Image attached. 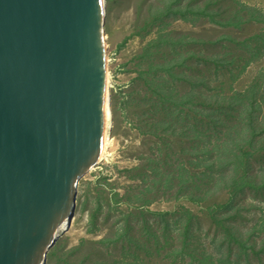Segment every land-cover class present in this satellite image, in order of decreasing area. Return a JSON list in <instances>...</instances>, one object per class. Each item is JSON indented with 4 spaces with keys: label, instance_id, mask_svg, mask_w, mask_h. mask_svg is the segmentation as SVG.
Returning <instances> with one entry per match:
<instances>
[{
    "label": "water",
    "instance_id": "obj_1",
    "mask_svg": "<svg viewBox=\"0 0 264 264\" xmlns=\"http://www.w3.org/2000/svg\"><path fill=\"white\" fill-rule=\"evenodd\" d=\"M104 24L105 0H0V264L46 263L97 163Z\"/></svg>",
    "mask_w": 264,
    "mask_h": 264
},
{
    "label": "rangeland",
    "instance_id": "obj_2",
    "mask_svg": "<svg viewBox=\"0 0 264 264\" xmlns=\"http://www.w3.org/2000/svg\"><path fill=\"white\" fill-rule=\"evenodd\" d=\"M153 1L105 0L104 29L106 75L108 76L106 90L109 97L112 96L113 104L110 109L111 119L108 129L112 138V146L109 148L106 158L104 157L96 163L79 180L70 230L66 234L60 235L49 249L46 264L112 263L121 254L122 248L118 244L114 247L111 243H103L99 240L109 236L113 237V228L127 229L128 234H131L134 229L143 232L142 227L146 222H150L157 233L170 227L172 233L175 234L182 232L179 222H184L186 218L182 212L183 208H187L192 213L190 239L194 243L208 244L209 251L214 250L211 247L217 242L220 235L218 227L220 226L217 227L212 222L210 215L213 213L209 209L207 210V206L226 202L228 194L220 189V182L223 181L224 175L230 173L231 165L223 166L218 162L219 155L203 152L209 148L205 136L198 135L193 126L188 123H183L177 128L182 130L187 126L189 130L186 131L189 132L182 133V135L192 138L195 143L197 142V146L192 149L190 139L181 138L179 145L175 140L176 137L172 140L167 138L166 141L171 142L175 155L166 160L165 170L154 175L148 169V163H145L149 157L156 155L159 151H157V140L149 133H145V123L148 117L144 106L137 101L140 96L136 91L140 86L135 85V77L139 69L138 55L144 44L152 39L158 30L157 24L152 26L147 20V5ZM231 1L216 0L211 6L212 8L218 7L220 10H225L223 7L229 11L237 10L236 5ZM239 1L264 11V0ZM221 15H225V12H221ZM220 16L219 18H221ZM167 21L169 25L165 26V29L171 35L183 34L193 39H199L198 42L191 44H207L202 46L204 53L211 52L214 48L218 50L219 45L217 44H241L237 42H241V39L246 37L248 44H255L254 39L250 38L259 34L264 26V21L258 23L252 20L244 23L240 28L218 26L205 18H200L195 25L174 18H169ZM222 35L237 40L229 42L218 39ZM193 47L201 49L198 45ZM233 49L235 52L243 53V50L241 49L239 52L235 45H233ZM222 50L226 52L227 49ZM204 67L202 66V68ZM208 68L204 70V74L205 80L210 82L209 88L218 86L220 79L225 80L227 77L225 72L215 71L213 67L211 70ZM260 69L263 70L261 90L264 92V54L259 61L252 63L246 72L234 81V87L237 90L245 88L248 82L257 76ZM187 85L186 87H188ZM140 90L142 91V89ZM139 128H142V133ZM261 154L264 155L263 151L258 150L257 154L250 157L249 162L253 170L258 169L264 159ZM143 163L145 165L138 173L125 171ZM133 174H141L146 183L150 185L153 183L154 186L152 184L150 188L156 193L158 199L143 206L140 214L129 216V211H137V207L124 203L127 200L124 191L128 189L127 186L136 183L128 177ZM166 175L167 177L164 178ZM203 176L215 179L208 190L205 193L196 192L200 194L196 202L185 197L183 195L185 192H194L195 190L192 188L188 190L186 184L191 181L200 183L199 179ZM138 183L142 186L147 185L143 181ZM146 196L154 198L148 192ZM118 198L120 202H117ZM219 216L227 220L226 223H229L236 232H240L246 237L245 231L252 229L256 218L264 217V189L259 191L250 190L248 187L241 189L219 211ZM128 234L125 235V240L128 239ZM256 235L255 231L253 236ZM166 236V238L169 237V235ZM145 238L148 240L150 234ZM168 250L169 248L163 249L162 256L154 249H151L147 254L139 251L141 253L137 256L136 249H130L121 264H187L188 259L184 260L185 256L172 258L167 254ZM137 259L140 260L137 261ZM188 264L200 263L191 261Z\"/></svg>",
    "mask_w": 264,
    "mask_h": 264
},
{
    "label": "trees",
    "instance_id": "obj_3",
    "mask_svg": "<svg viewBox=\"0 0 264 264\" xmlns=\"http://www.w3.org/2000/svg\"><path fill=\"white\" fill-rule=\"evenodd\" d=\"M214 2L216 0H154L148 3L147 20L152 26L157 24L158 30L154 37L144 44L138 55L139 69L135 77V85L140 86L136 91L140 96L137 101L144 106L148 117L145 133H149L157 140L159 151L145 162L148 163L150 172L157 175L165 170L166 160L175 155L171 142L166 141L167 138L172 140L176 137L179 145L181 138L190 139V147L193 149L197 146V142L195 143L192 138L182 135L189 132L186 131L189 130L187 126L182 130L177 128L183 123L190 124L198 135L205 136L209 148L203 152L219 155L218 162L223 166L231 165L230 173L224 175L223 181L220 182V189L228 194L226 202L207 206V210L213 213L210 215L212 222L217 227L220 226L218 227L220 235L211 247L214 250L209 251L208 244L194 243L190 239L192 213L183 208L182 212L186 218L184 222H179L182 232L173 234L170 227H167L160 231L161 233H157L150 222H146L142 227L143 232L134 229L131 234H128L127 229L113 228L114 236L105 237L99 242L111 243L114 247L118 244L123 251L116 260L108 264H121L127 251L134 248L137 256L141 253L139 251L147 254L151 249L162 256L163 249L169 248L168 255L172 258L185 256L184 260L188 259L187 264L191 261L200 264H264V217L256 218L252 229L246 230L247 236L244 237L226 223L227 220L219 216V211L241 189L246 187L253 191L264 189V159L256 170L251 168L249 162L250 157L257 154L258 150L264 153V92L261 90L263 70H258L257 76L242 90L234 87V81L264 54V26L259 34L250 38L254 39L255 44H248L246 37L237 42L241 44H217L218 50L214 48L213 51L205 53L202 46L207 44H191L198 42L199 39L183 34L173 36L165 29V26L169 25L167 21L169 18L180 19L192 25L200 18H205L212 24L235 28H240L251 20L258 23L264 21V11L256 6L232 0L231 3L236 5L237 10L229 11L223 6L225 10L212 8ZM223 11L226 16L221 15ZM218 39L229 42L237 40L225 35ZM195 45L201 49L193 47ZM233 45L239 52L242 49L243 53L235 52ZM222 49L227 50L225 52ZM207 67L208 70L213 67L215 71L225 72L227 77L225 80L220 79L218 86L209 88L210 82L205 80L204 74ZM112 105L110 96V109ZM139 130L142 133V128ZM261 156L264 157L263 154ZM144 165L137 164L125 171L138 173ZM128 177L136 181L124 191L127 197L124 203L137 207V211L128 212L130 216L140 214L143 206L149 205L154 199H158V196L150 188L153 183L151 185L146 183L141 174ZM214 180L203 176L199 179L200 183L196 181L185 183L188 190L190 188L195 190L194 192L187 190L188 192L183 195L196 202L200 197L196 192L205 193ZM140 181L147 185H140L138 183ZM147 192L154 198H148ZM117 202H120V199ZM255 231L257 235L253 236ZM127 234L128 239L125 240ZM148 234L150 238L146 240L145 236ZM166 235L169 237L166 238Z\"/></svg>",
    "mask_w": 264,
    "mask_h": 264
},
{
    "label": "bare ground",
    "instance_id": "obj_4",
    "mask_svg": "<svg viewBox=\"0 0 264 264\" xmlns=\"http://www.w3.org/2000/svg\"><path fill=\"white\" fill-rule=\"evenodd\" d=\"M106 47V45H105ZM106 65H107V59H106ZM106 73H107V68H106ZM107 79H108V76L106 75V88H107ZM107 91V90H106ZM105 96H106V93H105ZM105 117H104V124H105V132H104V135H103V144H102V149H101V153L97 159V163L102 160L106 155L109 154V148L112 146V138L109 134V122H110V119H111V114L109 115V113L107 112V105H106V98H105ZM106 158V157H105ZM72 220L71 219H66L65 221H63V223L61 224L60 228H59V232L58 234L59 235H64L66 234L67 232H69L70 230V226L72 224Z\"/></svg>",
    "mask_w": 264,
    "mask_h": 264
}]
</instances>
